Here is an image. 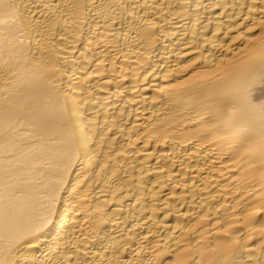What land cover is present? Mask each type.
I'll list each match as a JSON object with an SVG mask.
<instances>
[{
  "label": "bare ground",
  "instance_id": "obj_1",
  "mask_svg": "<svg viewBox=\"0 0 264 264\" xmlns=\"http://www.w3.org/2000/svg\"><path fill=\"white\" fill-rule=\"evenodd\" d=\"M0 264H264V0H0Z\"/></svg>",
  "mask_w": 264,
  "mask_h": 264
}]
</instances>
